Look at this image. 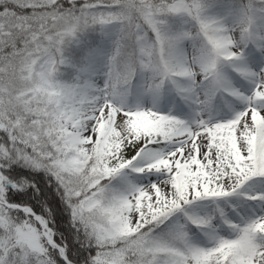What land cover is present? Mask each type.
Instances as JSON below:
<instances>
[{
    "label": "snow or ice",
    "instance_id": "1",
    "mask_svg": "<svg viewBox=\"0 0 264 264\" xmlns=\"http://www.w3.org/2000/svg\"><path fill=\"white\" fill-rule=\"evenodd\" d=\"M0 264H264V0H0Z\"/></svg>",
    "mask_w": 264,
    "mask_h": 264
}]
</instances>
